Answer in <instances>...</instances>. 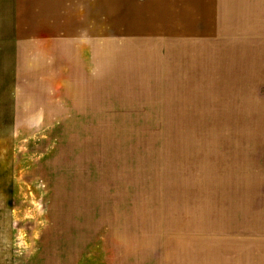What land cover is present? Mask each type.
Returning <instances> with one entry per match:
<instances>
[{
  "label": "rangeland",
  "instance_id": "rangeland-1",
  "mask_svg": "<svg viewBox=\"0 0 264 264\" xmlns=\"http://www.w3.org/2000/svg\"><path fill=\"white\" fill-rule=\"evenodd\" d=\"M147 4L145 30L211 29L187 51L228 75L210 101L181 87L180 118L150 99L156 77L123 108L101 74L98 103L61 110L59 68L17 14L27 0H0V264H264V0ZM105 17L115 36L133 31ZM84 105L138 122L72 123ZM203 105L224 123H174Z\"/></svg>",
  "mask_w": 264,
  "mask_h": 264
},
{
  "label": "crops",
  "instance_id": "crops-1",
  "mask_svg": "<svg viewBox=\"0 0 264 264\" xmlns=\"http://www.w3.org/2000/svg\"><path fill=\"white\" fill-rule=\"evenodd\" d=\"M147 3L148 0H27V6L18 8L19 20L23 24L28 22L24 34L45 39V61L50 57L59 68V93L61 102H66L60 106L61 110L79 109V102L83 100L93 103L95 99L98 103L100 86L104 83L102 80L100 83L101 74L108 78L107 81L117 80V85L124 89L107 91L114 94L107 99L115 101L118 107L128 108L123 104L124 101L140 100L139 92L132 91L131 87L144 84L147 77H156L154 82L158 87L151 91L153 96L150 99L154 98L157 102L161 97L169 101L166 109H171L175 118H180V115L183 117L176 102L184 91L181 87L187 88L189 93L192 92L193 99H196L198 91L199 96L203 99L207 97L210 101L212 79L219 78L218 85L222 83L221 77L228 75L224 72L212 73L211 70L215 68L210 63L194 62L193 56L190 59L187 46L205 42L211 29H205L204 26L164 25L166 23L161 21L163 25L157 24L155 28H150L152 30H145L150 20L142 15L148 13ZM186 7L187 5H183L181 12H185ZM155 10L158 13L168 11L167 8ZM172 10L177 11L173 8ZM117 14L124 21V29L133 31L125 32L120 37L109 32L106 23L101 22V17L106 19L105 15H108L107 20L110 18L116 22ZM137 14H141V18ZM101 69L104 71L100 72ZM205 73H208L207 76ZM201 75L204 77L199 78ZM81 107L88 109L80 113L83 120L71 121L72 123L138 122L93 120L97 114L91 108L98 106ZM174 109L178 110L177 114ZM181 109H186L187 119L190 120H176L174 123H224L207 120L212 115L210 105L187 106ZM196 117L201 120L196 121ZM125 260L128 261L129 258Z\"/></svg>",
  "mask_w": 264,
  "mask_h": 264
}]
</instances>
